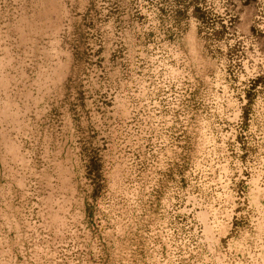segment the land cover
I'll list each match as a JSON object with an SVG mask.
<instances>
[{
  "label": "rangeland",
  "instance_id": "374dc122",
  "mask_svg": "<svg viewBox=\"0 0 264 264\" xmlns=\"http://www.w3.org/2000/svg\"><path fill=\"white\" fill-rule=\"evenodd\" d=\"M190 3L0 0V264H264V0Z\"/></svg>",
  "mask_w": 264,
  "mask_h": 264
},
{
  "label": "trees",
  "instance_id": "16d2710c",
  "mask_svg": "<svg viewBox=\"0 0 264 264\" xmlns=\"http://www.w3.org/2000/svg\"><path fill=\"white\" fill-rule=\"evenodd\" d=\"M189 2H191V3H193V2H195V0H189ZM190 3V4H191ZM195 4V14L197 15V17L198 18H201L200 16H202V14H200L201 13V10H200V8L197 6V4L196 3H194Z\"/></svg>",
  "mask_w": 264,
  "mask_h": 264
}]
</instances>
